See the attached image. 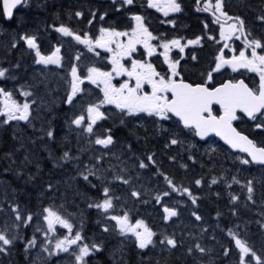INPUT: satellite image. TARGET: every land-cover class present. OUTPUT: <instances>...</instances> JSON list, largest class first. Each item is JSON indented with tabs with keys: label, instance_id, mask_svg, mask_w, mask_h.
I'll list each match as a JSON object with an SVG mask.
<instances>
[{
	"label": "snow or ice",
	"instance_id": "1",
	"mask_svg": "<svg viewBox=\"0 0 264 264\" xmlns=\"http://www.w3.org/2000/svg\"><path fill=\"white\" fill-rule=\"evenodd\" d=\"M28 2L29 0H2L0 17L5 18V23L9 25L15 20L13 29L15 34L12 37L10 49H16L19 43L23 42L27 49L34 52L32 57L34 64L45 67L55 65L58 68H64L60 46H56L48 54H45L41 51L38 43V35L35 32L29 33L27 30L28 20L23 16H14L13 10L17 9V6H28ZM195 3L198 11L211 13L212 22L219 25V41L216 42L218 44L223 42V47L218 48L214 59L209 62L207 68L200 71L198 79L195 80L185 78V69L181 65V60L185 59V49L189 45L201 44L202 36L197 35L195 38L187 39L186 43H181L184 37L168 38L166 34L154 35V32L145 22L146 17L138 13H132L131 20L134 21V24H130L127 28L119 30L111 24L107 27L101 24L98 28V34L91 32L90 29L87 31L73 29L63 22L59 23L58 26L56 24L50 26L63 37H71L78 44L84 45L96 57L101 56L97 49L105 50L108 54L105 59L111 64V68L108 70L95 64L86 66V70H81L78 63L72 62L64 76L66 88L62 98L63 104L67 105L70 110L74 109L78 103L82 105L79 114L73 112L72 117L67 121L69 129L77 131L78 140L81 134H87V145L101 146L99 150L89 156L88 163L81 161V155L89 151L88 148L78 147L76 154H73L71 148L65 147L59 156L50 150L49 142L62 144L67 141L66 136L62 139L58 136L51 120L48 121L46 127H41L40 131L43 135L31 141L33 144L37 140L43 142L42 147L48 152V159L51 160L53 168L63 167L65 164L73 162L77 169V176L87 181L91 188L101 192L102 198L94 203H89L88 207L103 210L105 214L109 210H114V201H119L120 198L112 193L110 187L112 181H119L123 185H128L131 197L141 198V192L132 185V172L136 171V178L138 179L139 171L137 169L145 170L153 166L156 167L154 174L163 176L167 185V190L158 191L154 197L157 204H162L164 221L179 216L176 207L163 203V198L169 197L172 192L185 193L193 205L197 203V197L193 195L189 187L178 186L172 177L160 169L154 151L146 149L144 153L137 154L133 145L125 141L124 148L119 154L111 152L112 147L117 142L113 129L108 127L104 128L103 131H97L94 127L97 126L98 121L110 118L107 109L102 111L105 105L113 106L114 110H118L117 114L121 125L126 124L127 120H139L142 114H146L144 118L151 119L153 133L163 137L166 149L171 146L183 145L189 136L204 139L212 133L220 137L229 148L238 149L241 153L247 154L246 157L234 156V160L238 161L240 165L264 167V36H254L241 15H230L225 0H214V2L213 0H203L202 8L201 0H195ZM133 4L134 0H121L117 11L119 8ZM147 6L156 8L165 17L169 13L183 11L180 0H147ZM37 7H43V5L37 4ZM98 11L90 10L91 19H87V25L94 27L93 21L97 19ZM68 15L70 19L74 15L78 22H82L85 14L83 11H75L74 13L69 12ZM107 15V11L100 12L99 21H104ZM256 19L264 24V10ZM166 23L175 26L174 20L169 19ZM204 28H208L207 23L204 24ZM241 37H243V47L239 48L237 54V48L231 47L228 41ZM208 39L215 41L216 37L209 36ZM153 40H158L159 44H152L151 41ZM138 45H142L144 49L141 55L147 57H152L157 53L158 48H162L163 51L159 52V56L163 57V64L167 66L166 69L158 71L151 60L134 58V54L138 51ZM228 48H231L233 53L231 56H227L225 53V49ZM173 49L179 50L175 54L178 58H173L170 55ZM189 55L192 61L199 62L195 51H190ZM126 58L130 61V66L125 62ZM80 59L81 55L77 53L74 60L78 62ZM19 68V62L10 67L0 66V80L16 79L17 77L10 75V73L12 69ZM228 68L241 78L229 77L217 81L216 76H223ZM240 69L255 73L258 76V82L255 79L246 82V79L249 78L244 77L239 72ZM121 76H126L127 79L118 83L113 82L114 77ZM86 82L95 85L102 93V96H98L94 102L84 101L86 92L91 95V90L86 87ZM41 83L43 81L38 80L35 84L27 85V87L20 86L18 95L23 98L22 101L17 98L16 92L0 86V125H10V122L13 121L17 123L23 121L35 127L32 124L33 105L36 104L37 100L34 89ZM85 103L86 106H83ZM235 121L248 123V129L237 128L234 126ZM162 122H171V126L165 127ZM73 125L75 129H72ZM145 133L144 139L147 143L148 136L152 134L148 133L147 129H145ZM131 135L136 136L139 140L136 132H131ZM13 139H19L15 133ZM19 148H24L23 142L19 144ZM210 151L215 152L216 150L210 149ZM109 153H111V159H106ZM5 157L9 159L10 165L17 164L12 152L5 153ZM112 159L117 163H112ZM169 159L175 161L176 156H169ZM188 159L194 161V156L190 154ZM30 165L35 167V172L28 170ZM181 167L187 168L188 165L182 164ZM8 170L5 168V171ZM40 171L41 161L31 158L26 152L23 159L19 161L16 174H26V182H31L37 178ZM108 173L112 174L111 180L107 178ZM89 177H95L100 182L99 188L96 183L89 180ZM232 181L240 183L236 176H232ZM194 183L196 186H200L202 179H195ZM211 183L216 184V178H213ZM46 187L48 190H54V185L50 181ZM244 187L248 194L246 199L255 203L253 181L248 179ZM238 199L239 197L236 195L230 196L232 202H236ZM142 202L148 203L146 200ZM10 209L15 218L11 226L14 229H19L22 224L27 226L33 218L31 212L27 213L26 217L22 216L20 206L17 203H12ZM232 212L235 215L236 209L233 208ZM42 214L47 228L43 230L45 240L39 244V247L43 253L47 254V257L38 256L32 260L31 264H37L38 260L41 261V264H48V259L61 253H69L74 258L73 264H89L92 257L104 251L102 242H84L86 237L82 234V224L81 229H76L74 223L59 210L52 206L44 207ZM261 214L264 215V213ZM191 215L195 217L196 221H202V216L198 212L192 211ZM109 219L115 221L114 230L119 235L125 238L130 235L134 238L139 250L148 249L149 246L155 247L154 237L157 234L144 219L137 218L133 223V218L128 210L123 211L122 215H110ZM56 225L66 229L67 233L59 237L50 236L56 232ZM103 231H109L107 225L103 226ZM201 231L206 232L207 229L202 228ZM189 235L192 234L189 233ZM228 236L232 237L235 248L238 249L237 264H252L253 260L256 264H264V257L257 255V252L245 240L239 238L236 232L229 229ZM19 239H23L19 232L14 235L10 234L6 224L0 229V254L7 255ZM212 239H215V236ZM37 243L38 238L35 234L26 240L23 248L26 258L27 254L37 246ZM159 243L164 246L163 250L169 252L184 248L185 254L193 257L192 264H203L202 260H198L197 253L203 257L211 251L194 236L192 242L187 246L183 240H178L174 233L164 235ZM223 254L225 257H229L231 255L230 248L223 247ZM110 256L113 264H124L122 247L113 249ZM96 264H102V262L97 260Z\"/></svg>",
	"mask_w": 264,
	"mask_h": 264
},
{
	"label": "flooded vegetation",
	"instance_id": "2",
	"mask_svg": "<svg viewBox=\"0 0 264 264\" xmlns=\"http://www.w3.org/2000/svg\"><path fill=\"white\" fill-rule=\"evenodd\" d=\"M102 1L105 2L110 1L111 4L109 7L103 8V6L100 5V1L88 0V8L86 12L87 16H86V22L84 24L76 23L74 21H68L65 22V24L69 25L70 27L76 30H79L80 27L81 29L86 31L90 29L91 32L98 34V28L101 26V24H103L105 27L111 24L112 26L117 27L119 30H123L127 28L130 24H134V21L131 20L132 13H138L146 17L145 22L149 25L150 30L154 32V35L166 34L168 38L184 37V39L181 40V43H186L187 39L195 38V36L197 35L202 36L203 39L200 45H189L185 49V53H184L185 59L181 60V65L184 66L186 79H193V80L198 79L200 71L207 68L209 62H211L214 59L215 55L217 54L218 48L223 47V42H220L219 44L216 42L219 41V25L214 24L212 22L213 17L211 16V13L197 10L195 0H180L183 6V11L179 13H169L167 17H165L163 13L158 11L156 8H149L147 6V0H134L133 5L119 8V11H117V8L119 7L121 0H115V3H113V0H102ZM225 3L230 15H241L242 18L245 19L248 29L252 32L254 36L256 37L264 36V24H262L260 21L256 19V17L261 13V11L264 10V0H225ZM202 7H203V0H201V8ZM90 10H99L97 13V19L93 21L94 27L87 25V19H91ZM103 11H107L108 15L105 17L104 21H99L98 19L99 13ZM169 19L175 21V26L166 23V21ZM205 23L208 24L207 29L204 28ZM33 25H34L33 32H35L38 35V43L40 44L42 52L48 54L56 46H60L61 48L60 54L63 57L62 63L64 64V68H58L55 65H49L45 67L42 65L34 64L32 60L34 52H32V50L30 49H26V54L23 55V58L19 62L20 66L23 67L24 71H28V72L33 71L35 74L39 75L42 79H44L46 76L50 74L51 71H56L57 74L59 73V70L62 71L63 73L66 72V67L69 68L70 63L72 62L78 63L81 70H86V66H91L92 64H95L98 67H102L105 70L111 68L110 62L107 59H105V57L108 55L105 52V50L97 49V51L101 53V56L96 57L92 52H89L84 45L78 44L71 37H63L62 35L60 36V33H58V35L56 36L55 32L50 28L51 25L50 23H44V21H39L38 23L33 22ZM0 27H2V29L4 30L8 29V25L3 21H0ZM14 34H15L14 32L10 33L12 37ZM209 36L216 37V40L214 41L208 39ZM2 38L3 36H0V39ZM6 39L8 40V36ZM63 39L69 41V43L61 44L58 41V40L63 41ZM55 41H58V43H56ZM151 43L154 45H158L159 41L153 40L151 41ZM228 43L230 44L231 47L237 48V54H238L239 48L243 47V37H241L240 39L234 38L233 40L228 41ZM21 46H23V42H20L18 45V47ZM137 48L138 51L137 53L134 54V58L151 60L152 63L157 67L158 71H163L164 69H166L167 66L163 64V57L159 56V52L163 51L162 48H158L157 53H155L152 57L141 55V53L144 52L142 45H138ZM19 49L22 50L23 47ZM178 51H179L178 49H173L170 55L173 58H178L175 55ZM190 51L196 52L199 62L192 61L190 59V55H189ZM77 53L81 55V59L84 58L83 62L82 61L77 62L74 60ZM225 53L227 56H231L233 54L231 48L225 49ZM125 62L128 63L130 66V61L127 58L125 59ZM1 64H4L5 66L8 65V43H6V41L5 42L0 41V65ZM239 72L242 73L244 77L249 78L246 79V82H250V79H255L258 82V76H256L255 73L247 72V70L245 69H240ZM41 73H43V75H41ZM229 77L241 78V76H238L236 73H233L231 69L228 68L223 76H216V80L220 81L222 79H227ZM49 79L51 78L49 77L45 78L46 81H48ZM124 79H127V77L126 76L114 77L113 82L114 83L122 82ZM52 87L53 89L49 87V92L46 93L47 102L57 104V106H59V103L61 102L63 95L57 93V83L55 82L52 83ZM86 87L90 89L91 85L86 82ZM46 94L42 93V97H46ZM87 96H89V94L86 92L84 94V97ZM115 112H118V110H116ZM144 116H146V114H142L141 119L139 120L126 121V124L123 125L124 129L120 131L119 134L120 137L118 138L121 142V145H124L125 141L132 142L134 140H137V137L131 135V132L145 133V129H147V132L153 130V124L151 119H145ZM108 120H111V116L107 120L98 121L97 126L94 127H96V129L98 130L100 128L99 125ZM162 123H164L165 127L171 126V122H162ZM141 125H143V127H141ZM83 135L85 136L86 134ZM139 141H141L140 138ZM84 146L85 147L89 146L87 145L86 140L84 141ZM136 146L134 145L133 148L135 149ZM183 154L185 155V153ZM150 220L154 223L158 221L157 217H151ZM208 220H209L208 224L219 225L218 220H214L212 218L210 219V217H208ZM170 223L171 225H174L178 229L177 225L172 220L170 221ZM208 226L204 228L207 229V231L203 232V234L209 232ZM208 243L211 244L209 240ZM206 247L211 250L205 256V260L207 261L206 264H211L210 262L212 261V259L216 260V263L213 262V264H221V257L219 255L218 249H216L212 245H208ZM145 253L147 255H145L144 264H157V262H159V264H171L170 258L172 257L171 255L172 252L166 253L164 255L157 254L156 252H149V253L145 252ZM176 264H190V263L176 261Z\"/></svg>",
	"mask_w": 264,
	"mask_h": 264
},
{
	"label": "trees",
	"instance_id": "3",
	"mask_svg": "<svg viewBox=\"0 0 264 264\" xmlns=\"http://www.w3.org/2000/svg\"><path fill=\"white\" fill-rule=\"evenodd\" d=\"M86 1L85 0H58L56 8L52 9L51 11H48L44 15H40V17H32L30 16V13H24V15L21 16L25 17L28 21H33L35 23H38L39 21H45L48 18L54 16L58 17L61 16L62 20L69 19V12L74 13L75 11H82L81 8H84ZM42 5V3H39ZM19 16V15H18ZM74 16V15H73ZM11 30V29H10ZM15 128V132L11 131L10 129L5 128L3 125H0V181L3 183V181L6 179L8 181V187L9 182L12 183L11 189L12 197L14 199L19 200L21 207H22V213L23 216L26 217L27 213L31 212L33 214V217L38 214V212H41L44 207L52 206L54 209H57L59 211H63V208H66L69 212L70 209L75 211L76 208H78L79 214H81L83 217H86L88 220L86 221V229L85 230V237L90 240V242H95L96 240L104 241V244L106 245L104 247V251L97 255V258L100 259L102 264H113L112 258L110 256V253L113 251V249L119 248L117 243H115L114 246H110V243L108 239L105 237L100 238L99 231L94 229L93 226V217H88L89 215H93L91 213L92 207H88V204L91 203L87 199L83 200H72L73 198L78 199L79 193L72 192L75 190V188L72 187V183L67 181V184H63L66 182L65 179H59L61 184L59 185V190H48L46 185L50 181L49 177V171L47 168V164H44L45 159H47L48 152L43 151L41 153L40 149L43 147L38 144V140L35 144H33L31 141L33 139H36L34 134H30L29 131L24 127L23 124L17 125ZM59 128V127H58ZM18 134L16 137L19 139H13V134ZM152 135L148 136L147 143H145V135L146 133H137L139 138L141 139L142 148L146 149L149 147V144L156 143V136L159 134L151 132ZM152 136H155L151 138ZM65 137V136H63ZM62 137V138H63ZM67 137V136H66ZM69 137H67L68 142ZM138 141V140H135ZM23 142L24 148H19V144ZM64 142V143H66ZM62 143V144H64ZM134 145V142H132ZM57 144V143H56ZM56 144L49 143V148L52 150ZM60 144V143H59ZM66 146L64 145L62 147V150H64ZM40 148V149H39ZM152 151H155L158 155V152H161L163 155H165L163 158L156 156V160L158 162V165L161 170L164 168V172H166L171 177L176 178H184L182 174H179V171L177 170L178 165L181 166L182 164H187L189 168L187 175L189 178H191V181H194L195 179H199L200 174L197 172V167L200 166V163L204 161L205 167L204 172L206 174V181L209 180V174L213 175L214 172L212 171L214 168H218L217 174L220 176H226L228 174V168H229V160L230 155L228 150L222 147L221 151H218L217 153H213L210 157L205 156L204 158L200 157V154L197 153V150L188 149L186 151L189 155L194 156V161L190 162V160L185 157L180 156L179 151L173 152L175 148H172L171 150L167 151L164 147V143L157 142V145L155 148L149 147ZM168 149V148H167ZM182 151V150H181ZM12 152L13 158L17 161L16 165H10L9 159L5 157V153ZM28 153L31 158L33 159H39L41 161V171L37 175V178L34 181L26 182V174L17 175L16 169L19 165V161L23 159L25 153ZM187 154V155H188ZM169 156H176V160H169ZM169 160V161H168ZM5 168H8V171H5ZM184 168V167H183ZM154 169L156 167L154 166ZM29 171L35 172L34 166H29ZM15 179H18L15 182ZM194 179V180H193ZM23 185L16 186L17 182H21ZM253 186H254V199L257 197V192H263L264 190V169H257L253 172ZM51 182V181H50ZM52 183H56L53 181ZM64 193V195H62ZM61 195V196H60ZM260 195V194H259ZM63 196V197H62ZM199 195H197L198 198ZM71 198V199H70ZM5 200H3L4 202ZM217 205V204H216ZM254 211L253 214H259L258 211H255V209L258 207L257 204L253 205ZM70 208V209H68ZM262 213H264V209L262 210ZM10 214H13L11 212L10 206L8 205V208L6 207L5 203L0 205V229H2L6 224L9 227V233L10 234H16L19 232V235L23 239H19L15 242L14 246L10 249V252L7 255L0 254V260L4 261V264H31L32 260L35 259L31 256V252L26 254L23 250L24 244L27 239H30L34 232L33 226L31 221L27 226L21 225L19 229L12 228V224L14 223V217ZM8 215V217H7ZM244 221V219H243ZM258 222L257 219H254V223ZM254 230L256 228L254 227ZM123 248V261L124 264H144L145 262V256L140 255L138 253V250H136L134 247H131L129 244H124L121 246ZM119 258V254H118ZM142 258L143 260H141ZM177 262H191V260H186V258L183 256V251H180L179 248L174 250L172 257L170 258L171 264H176ZM41 262H37V264H40Z\"/></svg>",
	"mask_w": 264,
	"mask_h": 264
},
{
	"label": "rangeland",
	"instance_id": "4",
	"mask_svg": "<svg viewBox=\"0 0 264 264\" xmlns=\"http://www.w3.org/2000/svg\"><path fill=\"white\" fill-rule=\"evenodd\" d=\"M102 110H103V108H102ZM110 175L111 174H108V177H107L109 180H110V178H112V177H109ZM93 178H95V177H93ZM161 184H162V187L164 188V190H167L166 183L164 181H161ZM115 185H116V183H114L112 181L111 184H110V187H111L112 190L115 188ZM156 192H157V190H155V189H148L147 196L144 199V201L145 200L148 201V203H146V206L148 204H150V203L151 204H154V197L156 195ZM119 198H120L119 201H121V197H119ZM134 201H135V203L133 204V207L134 208H131L130 207V209H129L130 215L133 218V220H132L133 223H134L135 219H137L138 217H140L139 214H138V212L135 209H138L139 207L140 208H143V206L145 204L140 199H138V200L135 199ZM117 202L118 201H114V204L116 205ZM125 210H127L125 206H123L122 204H118V207L115 206L114 210H109V212L107 214H105L103 212V210H99V212H100V214L103 217H109L110 215H114V214H121L122 215L123 214V211H125ZM162 215H163V213H162ZM68 218L71 220V217H68ZM33 222H34V227H35L34 234L38 238V243H37V246L32 249V255L35 258L38 257V256L47 257V254L46 253H43L41 251L40 247H39V244L42 243V242H44V240H45V237H44V234H43V230H45L47 228V224L43 220L42 211L41 212H38V214L34 217ZM112 223H113V221H112ZM114 223H115V221H114ZM55 227H56V232L50 234V236L59 237L62 234H66L67 233V230L66 229H63L60 225H56ZM37 229H40V231H37ZM76 229L79 230L80 227L76 226ZM130 237L131 236L129 235L128 238H130ZM53 244H54V240H53ZM163 248H164V246L161 245L159 243V241H158V244L155 247H153V251H159V250H161L160 251L161 253L162 252H166L165 250H163ZM73 260H74V258L69 253H61L58 256H53L50 259H48V264H73Z\"/></svg>",
	"mask_w": 264,
	"mask_h": 264
},
{
	"label": "water",
	"instance_id": "5",
	"mask_svg": "<svg viewBox=\"0 0 264 264\" xmlns=\"http://www.w3.org/2000/svg\"><path fill=\"white\" fill-rule=\"evenodd\" d=\"M18 7V6H17ZM15 10V9H14ZM13 10V11H14ZM210 136H216L215 134H212V133H210L209 134V136L208 137H210ZM208 137H205L204 139H206V138H208ZM216 137H218V136H216ZM223 143H224V141L220 138V137H218ZM225 144V143H224ZM226 145V144H225ZM234 151H237V152H240L238 149H233ZM245 154V153H244Z\"/></svg>",
	"mask_w": 264,
	"mask_h": 264
},
{
	"label": "bare ground",
	"instance_id": "6",
	"mask_svg": "<svg viewBox=\"0 0 264 264\" xmlns=\"http://www.w3.org/2000/svg\"><path fill=\"white\" fill-rule=\"evenodd\" d=\"M221 264H222V262H221Z\"/></svg>",
	"mask_w": 264,
	"mask_h": 264
}]
</instances>
